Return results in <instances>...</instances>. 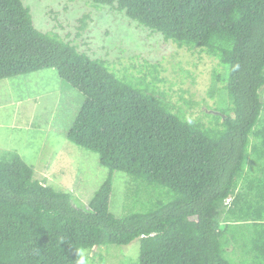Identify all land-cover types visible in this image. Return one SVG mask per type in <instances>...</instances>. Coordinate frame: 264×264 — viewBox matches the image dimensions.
Returning <instances> with one entry per match:
<instances>
[{"label":"trees","instance_id":"16d2710c","mask_svg":"<svg viewBox=\"0 0 264 264\" xmlns=\"http://www.w3.org/2000/svg\"><path fill=\"white\" fill-rule=\"evenodd\" d=\"M85 1L218 61L213 105L174 103L161 64L148 81L81 51L90 15L71 41L36 27L25 0H0V82L55 69L85 96L69 141L111 172L79 206L0 150V264H79L83 250L136 240L129 264H264V0ZM115 172L130 178L123 217L110 209Z\"/></svg>","mask_w":264,"mask_h":264},{"label":"rangeland","instance_id":"374dc122","mask_svg":"<svg viewBox=\"0 0 264 264\" xmlns=\"http://www.w3.org/2000/svg\"><path fill=\"white\" fill-rule=\"evenodd\" d=\"M89 3L25 0V5L32 7L35 25L40 30H54L62 36L71 32L68 40L72 41L81 25L79 20L90 15L89 26L77 40L81 51L93 58L109 60L118 73L126 71L137 77L146 73L148 81L151 65L161 64L164 69L161 78L166 82L159 88L169 92L174 103L183 95L187 100L199 102L202 109L205 101L213 105L207 92L213 70L222 71L218 61L195 50L178 49L159 35L131 24L123 14ZM84 103L85 96L62 80L55 69L0 82V150L19 153L33 167L38 180L47 179L55 188L72 193L79 206L88 205L111 176L110 170L101 165L98 154L68 139ZM178 104L183 105L181 101ZM112 177L110 209L117 217H123L130 178L122 172H115ZM140 253L141 243L136 240L127 246L83 250L82 259L85 264H129L137 263Z\"/></svg>","mask_w":264,"mask_h":264},{"label":"clouds","instance_id":"9594fccd","mask_svg":"<svg viewBox=\"0 0 264 264\" xmlns=\"http://www.w3.org/2000/svg\"><path fill=\"white\" fill-rule=\"evenodd\" d=\"M191 123V121H189V124ZM79 264H85L84 260L83 259H80L79 260Z\"/></svg>","mask_w":264,"mask_h":264}]
</instances>
